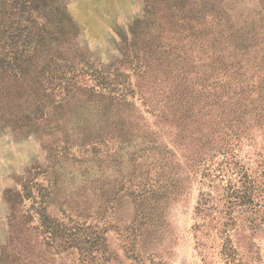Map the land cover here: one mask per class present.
I'll return each mask as SVG.
<instances>
[{
  "label": "rangeland",
  "instance_id": "1",
  "mask_svg": "<svg viewBox=\"0 0 264 264\" xmlns=\"http://www.w3.org/2000/svg\"><path fill=\"white\" fill-rule=\"evenodd\" d=\"M198 1L0 0V264H264V65L215 88Z\"/></svg>",
  "mask_w": 264,
  "mask_h": 264
},
{
  "label": "trees",
  "instance_id": "2",
  "mask_svg": "<svg viewBox=\"0 0 264 264\" xmlns=\"http://www.w3.org/2000/svg\"><path fill=\"white\" fill-rule=\"evenodd\" d=\"M260 3L261 11H255L253 15H246L244 12L236 9L238 7L237 0H199L195 6L194 14L182 19L181 27L183 32L189 31L187 36L201 43L208 42V46L200 47L199 51L202 53V57L210 60L202 64V66L205 71L209 68L207 77L215 78V88L218 85L223 87L222 78L230 72L228 71L229 64L233 66L238 65L232 71L230 79L226 82V84L234 85L235 87H238L242 82V77L244 76V72L242 71L249 62H252V65L257 67V61L261 59V63L264 65V23L257 25L258 17L260 21L264 22V0H260ZM189 24L190 28L187 29ZM3 28L4 30L7 29V27ZM5 33L6 31L2 32L0 42H2L1 38ZM23 34L24 32L10 34L14 44V51L12 53H5L4 51L8 44L7 40L3 41L0 45V66L7 64L19 67L20 63L25 62L26 55L32 49L33 38L31 37V33L25 36ZM194 40L193 42H195ZM209 50L212 53L208 55ZM4 74L7 76L15 75L0 70V76ZM186 83L187 81L183 79L178 83L176 86L178 92L176 93V98L173 99V102L177 105L176 111L179 112V110L183 109V112L180 113L181 119L187 117V111H192L190 108L192 104L189 105V103L190 100L194 101L193 95L195 92L190 91V86L186 85ZM261 88L264 90L263 85H261ZM245 99L243 98V100ZM111 104L112 101L109 103V106ZM217 104L216 99L212 102H207L209 106H216ZM242 107L245 108L246 105L244 104ZM260 110L264 113V107L260 108ZM103 114V124L106 126L112 124H116L117 126L122 125L119 119L109 122V115L105 112ZM204 141L210 142V137H204ZM204 153L205 151H203Z\"/></svg>",
  "mask_w": 264,
  "mask_h": 264
}]
</instances>
